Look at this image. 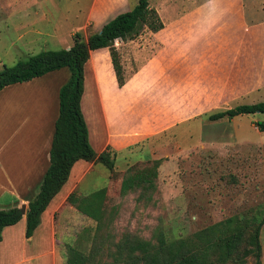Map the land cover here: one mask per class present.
<instances>
[{
  "label": "crops",
  "instance_id": "crops-1",
  "mask_svg": "<svg viewBox=\"0 0 264 264\" xmlns=\"http://www.w3.org/2000/svg\"><path fill=\"white\" fill-rule=\"evenodd\" d=\"M111 1L96 19L103 21L118 9H126L121 14L131 10L125 0ZM16 2L23 10L7 16L15 39L1 36L2 43L30 50L45 34L36 29L37 12L26 10L29 1ZM248 2L158 0L155 9L164 23L162 30H144L134 40L115 42L126 78L123 86L110 50L91 52L85 66L82 111L95 152L110 148L117 153L116 172L120 161L125 171L139 162L163 160L159 151L170 141L193 148L192 136L197 132L202 136L205 122L192 118L241 106L245 91L264 92V17L257 16L261 12L257 0L250 1L254 6ZM58 37L54 38L62 42ZM70 77V70L63 68L0 92V210L26 208L27 212L38 195L50 165L60 90ZM100 165L84 160L74 165L32 237L26 236L25 216L4 229L0 264H37L45 258L59 264L57 215L73 207L68 202L71 194L100 190L101 181L95 178L101 175ZM109 175L103 178L102 188H110Z\"/></svg>",
  "mask_w": 264,
  "mask_h": 264
},
{
  "label": "rangeland",
  "instance_id": "rangeland-1",
  "mask_svg": "<svg viewBox=\"0 0 264 264\" xmlns=\"http://www.w3.org/2000/svg\"><path fill=\"white\" fill-rule=\"evenodd\" d=\"M16 1L19 0H0V70L44 51L65 49L73 44V31L80 32L86 40L116 15L126 11L118 9L115 15L100 21L96 16L111 0H28L26 10L32 14L37 12L36 29L45 35L39 38L42 41L33 49L20 51L2 43L7 38L9 41L15 39L7 16L23 10ZM248 1L254 6L251 0ZM124 2L132 9L138 0ZM150 3L155 9L158 0H150ZM257 5L261 11L257 16L262 18L264 0H257ZM252 15L251 10L249 16ZM55 36L62 38V42ZM243 97L241 105L264 102V92L245 91ZM224 108L192 118L205 122L202 136L199 132L192 136L193 148L187 149L185 142H181L182 147L175 141L164 143V148L159 151L164 159L158 165V175L152 179L151 187L145 184L133 189L126 178L132 167L151 168L154 166L152 162H139L124 171V164L120 161L119 173L115 175L110 190L105 189L100 221L87 217L70 203L73 207L68 206V210L58 213L59 264H66L70 247L85 256V264H130L132 245L143 242L157 245L161 237L168 240L187 238L231 217L239 221L247 218L252 225L262 221L259 241L264 264V132L258 125L264 122V115L238 116L232 121L209 120L210 115L227 111ZM99 171L101 175H95V178L101 181L98 188L102 189L105 185L103 178L109 170L100 165ZM107 182H110L109 178ZM82 192L75 194L77 200L87 196ZM250 228L243 241L246 244L239 249V260L227 264H255V245L247 244L254 233L253 226ZM133 254L142 257V251ZM37 264L51 262L45 258Z\"/></svg>",
  "mask_w": 264,
  "mask_h": 264
},
{
  "label": "trees",
  "instance_id": "trees-1",
  "mask_svg": "<svg viewBox=\"0 0 264 264\" xmlns=\"http://www.w3.org/2000/svg\"><path fill=\"white\" fill-rule=\"evenodd\" d=\"M146 28L152 32H158L164 28V23L157 10L151 7L150 0H138V3L130 11L118 15L99 32L90 35L86 40L83 39L80 32L75 33L71 48L44 51L26 61L17 63L13 67L4 66L0 70V92L7 86L30 82L35 78L43 77L63 68H68L71 73L70 80L60 90L59 117L55 124L50 151V165L42 181L40 191L29 203L25 215L22 214V208L0 210V241H2L4 229L16 225L24 216L27 221L26 236L27 238L33 236L41 224L43 213L67 184L72 168L80 160L105 166L109 170L111 187L115 175L119 173L115 171L117 153L108 148V150L98 154L90 144L88 125L81 105L84 95L85 66L92 51L108 48L118 83L123 86L126 78L115 42L116 40H134ZM255 114L264 115V102L241 105L234 109L218 112L210 115L209 120L217 121L223 118L232 120L238 116ZM258 125L260 130L264 132V122H260ZM147 162H152L154 166L146 169L131 166L130 174L127 172L126 180L131 188H141L145 184H150L151 187L152 179L158 175L157 169L161 160ZM105 189L95 191L81 201L76 199L75 194H71L68 202L73 206L76 205L77 209L87 217L100 221ZM253 220L256 218L254 217ZM260 223L252 225L247 218L239 221L236 217H231L187 238L168 240L161 237L157 245H153L151 242L135 244L131 246L129 263H236L240 258L239 249L246 244L243 241L251 229L250 226H253L254 233L247 244L253 243L255 245V264H262L259 241L262 225ZM136 251H142V257L134 255L133 253ZM85 259V256L78 249L70 247L66 264H85Z\"/></svg>",
  "mask_w": 264,
  "mask_h": 264
},
{
  "label": "water",
  "instance_id": "water-1",
  "mask_svg": "<svg viewBox=\"0 0 264 264\" xmlns=\"http://www.w3.org/2000/svg\"><path fill=\"white\" fill-rule=\"evenodd\" d=\"M22 214L25 215L26 214V208L22 209Z\"/></svg>",
  "mask_w": 264,
  "mask_h": 264
}]
</instances>
